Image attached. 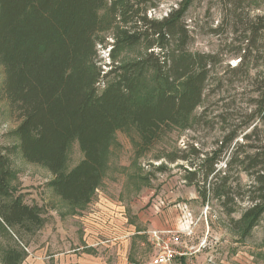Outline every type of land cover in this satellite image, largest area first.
I'll return each instance as SVG.
<instances>
[{
  "label": "trees",
  "instance_id": "16d2710c",
  "mask_svg": "<svg viewBox=\"0 0 264 264\" xmlns=\"http://www.w3.org/2000/svg\"><path fill=\"white\" fill-rule=\"evenodd\" d=\"M160 1L0 0L1 93L18 119L19 149L27 162L52 174L54 193L68 205L91 200L116 131L134 130L138 157L171 130L192 128L198 119L194 111L203 105L216 61L187 48L185 14L194 0H177L163 15H149ZM259 19L263 23L251 33L264 29V16ZM108 36L112 63L104 71L97 64V46L105 47ZM136 45L144 48L138 59L114 63L120 50ZM260 83L249 103L253 109L243 124L247 127L264 116V80ZM223 106L215 115L220 123L226 121ZM228 118L230 123L221 127L223 140L214 141L216 148L203 150L191 142L187 155L168 160L186 161L191 168H185L186 178L197 196L202 202L210 195L220 199L232 229L246 237L264 213V141L255 137L257 124L236 140L240 124L235 122L241 117L230 111ZM72 142L82 158L66 168ZM226 146L224 169H217ZM240 172L249 178L246 186L240 185ZM12 177L0 153V224L14 235L30 233L43 217L38 206L25 204L18 195L2 200L12 196ZM242 202L240 216L233 218ZM23 256L22 249L8 246L0 264H21Z\"/></svg>",
  "mask_w": 264,
  "mask_h": 264
},
{
  "label": "rangeland",
  "instance_id": "374dc122",
  "mask_svg": "<svg viewBox=\"0 0 264 264\" xmlns=\"http://www.w3.org/2000/svg\"><path fill=\"white\" fill-rule=\"evenodd\" d=\"M176 2L162 0L157 9L148 11L149 15H163ZM261 16H264V0H194L191 3L185 14L187 48L191 52L210 54L216 61L210 73L211 81L205 88L203 105L194 111L198 117L196 123L189 129L171 130L138 157L134 130L116 131L102 182L83 206L68 205L60 199L50 185L52 174L22 157L14 132L18 119L1 93L4 75L0 66V153L13 175L9 182L12 196L2 200L18 195L25 204L38 206L43 217V224L30 233L22 231L14 235L0 224V254L15 245L24 251L21 264H141L155 252L147 241L145 223L148 213L156 210L159 201L165 204L162 210H174V227L180 214L176 202L186 205L196 220L194 233L186 242L195 248L200 242L203 245L190 257H179L183 258L180 261L264 264V213L250 235L241 237L240 230L230 226L220 199L210 195L202 202L194 186L188 184L185 168H191L186 161L168 160L187 155L186 147L191 142L203 150L216 148L214 141H222L226 134L221 127L230 123V111L241 117L235 122L240 124L236 140L240 141L257 124L259 132L255 137L264 141V116H256L250 127L243 125L253 109L249 104L255 97L253 90L264 80V29L251 33L252 27L263 23ZM105 42V47L97 46V64L104 71L112 63L107 55L111 38L108 36ZM143 52L142 45L123 48L116 54L114 63L134 61ZM240 63L241 68L230 70ZM149 77L146 73L145 83ZM224 104L227 108L221 117H226V121L220 123L215 115ZM220 156L217 169H224L228 146ZM81 158L77 143L72 142L67 151L66 168ZM239 176L240 185L246 186L248 176L244 172ZM245 205L242 202L232 217L238 218ZM139 216L146 218V222L140 221Z\"/></svg>",
  "mask_w": 264,
  "mask_h": 264
},
{
  "label": "built area",
  "instance_id": "2783aa9c",
  "mask_svg": "<svg viewBox=\"0 0 264 264\" xmlns=\"http://www.w3.org/2000/svg\"><path fill=\"white\" fill-rule=\"evenodd\" d=\"M159 205L165 206L164 202L159 203ZM176 207L179 209L180 214L179 221L175 227L165 229L154 228L148 231L149 242L155 252L143 264H189L187 261H180L183 258L179 257H190L201 249L200 247L203 245L201 242L197 248L186 242V239L194 233L196 220L193 219L186 205L182 206L176 202Z\"/></svg>",
  "mask_w": 264,
  "mask_h": 264
},
{
  "label": "crops",
  "instance_id": "0c3cea01",
  "mask_svg": "<svg viewBox=\"0 0 264 264\" xmlns=\"http://www.w3.org/2000/svg\"><path fill=\"white\" fill-rule=\"evenodd\" d=\"M159 201L156 203L155 205V209L156 210H151L148 214V218H147V222H146V218L144 217H140L139 216V220L140 221H144L146 222V229L145 231L148 232L151 229H165V228H172L175 225V221H174V210L173 209H166V210H162L165 206H161L159 205ZM174 221V224H173ZM173 225V226H172ZM135 233H139V230H135ZM147 241H149V238H147ZM151 256H149L150 258ZM149 258L147 260H144L141 264H143L144 262L148 261Z\"/></svg>",
  "mask_w": 264,
  "mask_h": 264
}]
</instances>
